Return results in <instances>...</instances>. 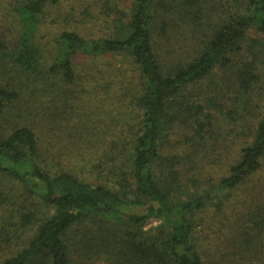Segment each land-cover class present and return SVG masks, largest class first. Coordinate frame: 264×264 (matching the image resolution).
<instances>
[{
    "label": "trees",
    "instance_id": "16d2710c",
    "mask_svg": "<svg viewBox=\"0 0 264 264\" xmlns=\"http://www.w3.org/2000/svg\"><path fill=\"white\" fill-rule=\"evenodd\" d=\"M17 1L14 10L21 30L14 43L0 39V177L18 187L13 211L19 212L22 227H37L26 244L0 264H90L92 255L84 247L102 253L111 264H205L195 248V213L211 202L224 207L222 191L239 190L263 169L264 106L251 142L239 151L229 174L195 194L186 183L199 186L196 175L201 176L209 163L203 154L213 147L209 135L214 127L212 116L201 119L204 108L191 99L196 90H205V82L220 89L223 97L233 87L235 111L224 112L218 97L207 104L234 123L248 124L251 98L262 96L264 82V0H234V11L205 35L196 56L173 65L162 62L152 34L155 8L169 0H129L128 13L121 0H91L115 14L113 33L107 38L82 36L78 29L66 27L49 45L37 40L41 19L51 7L58 14L61 4L72 0ZM204 1L170 0L183 9ZM218 5L215 2L213 9ZM78 56L118 57L126 67L108 79L101 76L99 82L94 69H77ZM219 72L229 79L226 90L217 84ZM111 81L118 82L119 90L111 103L116 111L108 114L115 139L100 145L108 150L105 171L112 179L107 184L94 185L52 161L65 157V151L52 154V160L42 158L32 123L18 126L19 120L9 129L4 126L5 115L24 96L50 97L56 89L65 98L64 88L71 87L79 93L80 106H87L91 104L80 93L98 87L111 91ZM88 112L77 114L72 138L79 145L93 142L89 133L98 135ZM188 170L195 178L185 182ZM257 211L261 215L250 213L244 226L239 218L235 231L245 255L264 259V204ZM152 219L157 225L146 229Z\"/></svg>",
    "mask_w": 264,
    "mask_h": 264
},
{
    "label": "rangeland",
    "instance_id": "374dc122",
    "mask_svg": "<svg viewBox=\"0 0 264 264\" xmlns=\"http://www.w3.org/2000/svg\"><path fill=\"white\" fill-rule=\"evenodd\" d=\"M16 2L18 1L0 0V39H6L11 43L15 42L17 34L21 30L20 21L14 10ZM121 2L123 11L128 13L131 1L121 0ZM215 2L220 5L213 9ZM61 6L58 14L54 7H51L46 13L47 16L45 15L46 17L41 19L42 23L37 34L39 43L51 44L54 37L62 29L67 28L78 29L82 36L106 38L115 30L113 25L115 14L111 12L107 14L106 10L95 6L91 0H72L67 4L63 2ZM71 6H73V10ZM233 6H237L234 0H205L190 9H183L177 4L171 3L170 0L165 4L158 5L155 8L156 23L152 34L162 62L173 65L195 57L205 35L216 27L220 20L229 14V11H234ZM67 14H69L68 21L65 20ZM249 35L252 40L256 39L254 33L250 32ZM245 54L243 53V55ZM74 63L81 72L94 69L99 82H102L101 76L108 79L109 76L118 74L116 72L118 68L126 67L120 58L112 56L95 59L78 56ZM113 69L114 73H111ZM104 71H108V73H104ZM217 80V84L219 83L223 90H226L229 79L220 73ZM113 82V84L112 81L109 84L112 87L111 91L105 87H98L89 93H80L91 104L87 106L83 105L85 102H82L80 106L79 100H76V97L79 99V93L75 90L71 91V87L64 88L65 98H62L61 91L56 89H53L50 97L38 94L32 99H28L27 96H24L21 104L14 105L13 109L5 115L4 126L9 129L19 120L21 121L18 126L32 123V129L39 135L42 158L46 156L52 160V154H57L59 150L60 154L65 151V157L52 161L59 162L69 172L90 183H95L94 185L107 184L112 179V176L106 174L105 171V152L108 150L100 145L101 141L107 140L108 144L109 141L115 139L110 131L113 125L112 117L108 115L114 114L117 108V105L114 109L111 104L112 101L115 103L119 93L116 87L118 82ZM203 86L206 87L205 90H201V93L198 92L200 90H196L197 94H194L191 100L204 108L201 119L206 120L207 116H212L214 128L213 133L211 131L209 136L214 141L212 149L208 148L203 154L208 158L209 163H206L204 169L201 170V176L196 175L200 179L199 186H190L189 183H186L191 192L195 194L219 184V181L229 174L230 167L236 161L239 151L251 142L264 106V82H262L260 91L262 96L254 94L251 98L253 102L249 110L252 115L248 117V124L234 123L231 119L221 115L214 108L215 105L207 104L209 98L218 97L224 106V112L235 111L231 106V99L235 98L237 94L233 91L234 88L223 92V97L221 91L218 92L220 89L209 88L207 82ZM108 100L110 102H107ZM64 101L67 103L65 108L63 107ZM77 106L79 107L77 114L85 109L89 111L88 119L91 120L89 124H93L92 128L95 126L98 132L97 136L89 133V138L93 142L84 145H79L75 142L76 138H72L78 126V120L77 114L70 116V111ZM104 111L105 113H103ZM76 137L80 138L78 135ZM95 137H98V140H94ZM189 178L193 179L195 175L188 170L184 181L188 182ZM17 191L18 187L11 180L0 177V262L22 248L37 227L34 224L22 227L19 212L14 213L13 209H17L20 196ZM221 194L223 201L226 200L224 207L221 208L218 203L211 202L204 210L195 213L196 224H198L195 229V239L197 240L195 248L201 255V259L205 264H264L262 257L245 255L240 246L242 239L237 237L235 231V222L239 218L241 226H244L250 213L257 217L261 215L257 209L264 204V166L259 173L246 180L239 190L222 191ZM41 209L40 206L37 208L38 211ZM156 225L157 222L152 219L146 229ZM82 250L92 255L90 264H111L110 259L102 253L97 255L93 250L85 249V247Z\"/></svg>",
    "mask_w": 264,
    "mask_h": 264
}]
</instances>
